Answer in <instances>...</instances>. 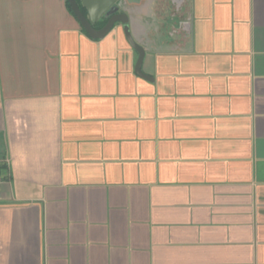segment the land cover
Instances as JSON below:
<instances>
[{"label":"crops","instance_id":"obj_1","mask_svg":"<svg viewBox=\"0 0 264 264\" xmlns=\"http://www.w3.org/2000/svg\"><path fill=\"white\" fill-rule=\"evenodd\" d=\"M0 0V264H264V0Z\"/></svg>","mask_w":264,"mask_h":264},{"label":"water","instance_id":"obj_2","mask_svg":"<svg viewBox=\"0 0 264 264\" xmlns=\"http://www.w3.org/2000/svg\"><path fill=\"white\" fill-rule=\"evenodd\" d=\"M71 11L78 20L81 27L91 38H102L115 23L123 25L124 34L130 45L138 52L134 71L141 77L150 79L141 70V64L144 56L143 47L138 44L130 33L127 21L128 16L124 12H118V3L120 0H67ZM81 7L84 9L82 11ZM102 18H106L105 24L101 28H94V24Z\"/></svg>","mask_w":264,"mask_h":264},{"label":"trees","instance_id":"obj_3","mask_svg":"<svg viewBox=\"0 0 264 264\" xmlns=\"http://www.w3.org/2000/svg\"><path fill=\"white\" fill-rule=\"evenodd\" d=\"M77 2L79 3V0H77ZM66 6L68 7V9L71 11L70 5L68 4V1L66 0ZM82 11H84V9L81 7ZM72 12V11H71ZM73 13V12H72ZM106 22V18H102L99 21H97L94 24V28H101ZM82 31L85 32V30L81 27ZM86 33V32H85ZM87 34V33H86Z\"/></svg>","mask_w":264,"mask_h":264}]
</instances>
